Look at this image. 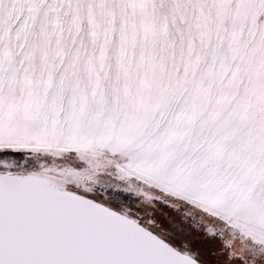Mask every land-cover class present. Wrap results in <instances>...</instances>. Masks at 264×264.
Here are the masks:
<instances>
[{
	"label": "snow or ice",
	"instance_id": "1",
	"mask_svg": "<svg viewBox=\"0 0 264 264\" xmlns=\"http://www.w3.org/2000/svg\"><path fill=\"white\" fill-rule=\"evenodd\" d=\"M0 264H264V0H0Z\"/></svg>",
	"mask_w": 264,
	"mask_h": 264
}]
</instances>
